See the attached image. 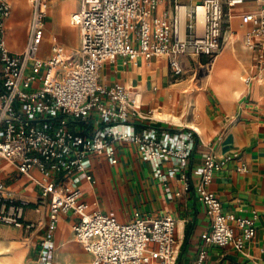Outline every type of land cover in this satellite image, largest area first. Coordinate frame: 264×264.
<instances>
[{"label": "built area", "instance_id": "2783aa9c", "mask_svg": "<svg viewBox=\"0 0 264 264\" xmlns=\"http://www.w3.org/2000/svg\"><path fill=\"white\" fill-rule=\"evenodd\" d=\"M194 1L81 0L71 16L80 30V48L68 50L54 43L51 54L42 58L38 52L49 0H31L28 41L22 52L7 46L12 5L0 0V158L21 174L37 169L46 176L39 200L48 201L51 232L60 215L76 214L75 238L92 254L91 264H176L179 249L174 216L145 218L136 213L131 222H121L102 211H89L77 184L79 175L93 180L89 157L105 155L115 164L116 143L134 142L148 159L167 155L185 163L191 148L187 140L172 148L154 136L132 131L129 123L145 118L137 95L122 84H103V65L119 57L165 58L172 77L179 79L186 75L184 58L206 57L203 68L209 70L226 46L230 9L259 2L257 11L242 15V22L251 25L245 44L254 53L256 66L264 68V0ZM229 160L212 151L202 165L196 191L211 219L202 238L205 244L245 251L256 236L257 213L242 217L225 212L209 188ZM182 177L190 180L187 171ZM29 204L6 194L0 185V224L35 228V222L25 220ZM42 245L52 248L49 239ZM206 257L203 250L197 264H204Z\"/></svg>", "mask_w": 264, "mask_h": 264}, {"label": "crops", "instance_id": "0c3cea01", "mask_svg": "<svg viewBox=\"0 0 264 264\" xmlns=\"http://www.w3.org/2000/svg\"><path fill=\"white\" fill-rule=\"evenodd\" d=\"M8 1L12 5V14L6 22V43L11 51L22 52L28 41L31 0H19L16 7ZM64 1L49 0L41 44L45 42L48 50L41 53L40 46L39 57H48L54 43H61L68 50L80 48L81 36L77 26L79 38L76 49L72 44L75 36L71 35L74 39L70 40L71 36L68 38L64 33L61 17ZM80 3L81 0H75V10L70 16L79 10ZM245 3L250 6L237 10L238 5L230 9L225 50L211 63L209 70L203 68L204 63L199 61L202 67L199 88L187 87L188 84L180 82V78L174 79L165 58L129 60L119 57L106 62L101 69L103 84H122L135 92L137 98L141 97V111L145 118L130 122V129L138 134L154 136L172 148H179L187 140L191 147L189 159L185 163L167 155L148 159L138 144L119 142L115 145L118 162L112 163L105 155H91L89 170L93 180L79 175L77 184L83 190L89 211H102L121 222H131L136 213L145 218L174 216L179 249L176 264H197L203 250L207 254L204 264H264V68L256 66L254 53L245 45V36L251 25L242 22V15L257 11L260 3ZM234 46L236 52L231 49ZM238 57L246 62L243 64ZM194 58L183 59L186 73ZM217 60L219 65L214 78L219 84L216 87L209 80V75ZM234 69H240L246 90L240 96L236 92L237 84L229 74ZM196 76L195 68L192 81ZM246 78L250 81H245ZM220 83L226 85L220 86ZM189 88L199 94L198 98L192 96L199 103L196 109L187 106L185 90ZM178 95L184 104L178 99L175 107L173 100ZM169 102L173 111L186 122L175 123L154 116L155 110ZM212 151L218 158L230 157L209 186L220 199L224 211L242 217H252L254 213L258 216L256 236L245 251L233 246L205 244L202 238V234L211 227V219L207 206L199 199L196 185L205 157ZM243 166L247 167L246 171L241 169ZM186 171L189 181L182 177ZM45 179L46 176L37 169L31 175L21 174L13 163L0 158V185L6 194L30 202L24 213L25 220L37 224L32 229L0 224V258L11 257L10 261L0 262L11 263L14 251H19L23 253L22 264H91L92 254L75 238L76 214L60 215L51 232L48 201L37 203ZM46 239L50 240L51 250L42 245Z\"/></svg>", "mask_w": 264, "mask_h": 264}, {"label": "bare ground", "instance_id": "6f19581e", "mask_svg": "<svg viewBox=\"0 0 264 264\" xmlns=\"http://www.w3.org/2000/svg\"><path fill=\"white\" fill-rule=\"evenodd\" d=\"M12 4H14V6L16 7L17 4L19 5V0H11ZM73 2V3H71ZM248 3H244L243 5L238 6L236 9L238 10L239 8L245 7L247 6ZM75 9V0H66L63 3L62 9H61V17H62V23L65 25V27H69L68 28V34L74 35L75 36V31L76 30V26L72 24L71 21V16L70 14L74 11ZM71 24V25H70ZM78 33V31H77ZM73 46L76 45V37L74 42L72 43ZM246 45V44H245ZM227 47V45L221 50L220 54L225 50V48ZM228 49V48H227ZM232 50H234L235 52L237 51V48L234 46L231 48ZM230 51V50H229ZM219 54V55H220ZM222 58V57H221ZM238 59L244 64L246 61L244 58L238 57ZM218 65H219V60H217L215 67L213 66L212 68V72L209 75V80L211 79V83L214 86H218L219 82H215V78L214 75L217 73V69H218ZM231 75V77H233V79L235 80V83L237 84V95H241L243 93H245V87H244V83L242 82V74L240 72V69H234L232 72L229 73ZM217 76V74H216ZM221 85H226L225 83H220ZM189 90H191V88L185 90V92H187L186 94H188V106L192 107L193 109H196L197 106H199V103L197 101H195L192 96H194L193 91L191 90L189 92ZM138 103L141 102V97L137 98ZM174 102L176 103V98L173 100V104ZM196 102V104H194ZM196 105V106H194ZM177 105L175 104V107ZM154 116L156 118H160L162 120H169L171 122H175V123H182V122H186V119H183L181 116H179L177 113H175V111H173V106L172 103H168L165 107L155 110L154 111ZM191 125V124H190ZM196 129V128H195ZM12 261L9 264H22L23 261V253H20L19 251H14L13 255H12ZM11 257H2L0 258V260H9L10 261ZM0 264H5V263H1Z\"/></svg>", "mask_w": 264, "mask_h": 264}, {"label": "rangeland", "instance_id": "374dc122", "mask_svg": "<svg viewBox=\"0 0 264 264\" xmlns=\"http://www.w3.org/2000/svg\"><path fill=\"white\" fill-rule=\"evenodd\" d=\"M11 1V0H10ZM66 1V0H65ZM198 1H200V0H195L194 2H198ZM181 2H190V0H181ZM14 5V4H13ZM248 6H250V5H247V6H245L244 8H246V7H248ZM244 8H242V9H244ZM75 10V9H74ZM239 21H240V19H239ZM68 28L69 27H64V33L66 34V35H68V38L71 36V34H68ZM75 37H76V45H75V48L74 49H76L77 47H78V38H79V36H78V33H77V31H75ZM74 39V36H71L70 37V40H73ZM48 50V48H47V46H46V44H45V42H44V44L41 46V49H40V51H41V53H43V52H45V51H47ZM195 59V61L193 62V61H191V62H193V63H189V65H188V68H187V73H186V75L184 76V77H182V78H180L179 79V81L180 82H185L186 84H188L187 85V87H192V88H199V86L201 85V79H202V67H200V65H199V61L201 62V63H207V61H208V59L207 58H202V57H195L194 58ZM247 68L249 67V66H246ZM196 68V70H197V76H196V78H195V80L194 81H192V77H193V73H194V69ZM193 69V70H192ZM206 82V81H205ZM191 90H189V92H190ZM194 93V92H193ZM194 96H196V98H198L199 97V94L198 93H194L193 94ZM177 98H176V105H178L177 104V101H178V99H180L179 101L181 102V103H183L184 104V102H183V99H182V97H180L179 95L178 96H176ZM180 104V103H179ZM187 106H188V104H187ZM38 205H40V200H38Z\"/></svg>", "mask_w": 264, "mask_h": 264}]
</instances>
